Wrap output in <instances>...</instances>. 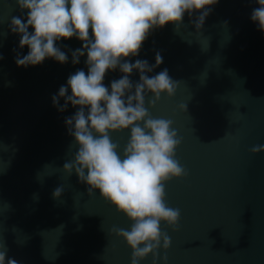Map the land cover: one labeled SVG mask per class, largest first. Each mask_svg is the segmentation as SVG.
I'll list each match as a JSON object with an SVG mask.
<instances>
[{"label": "water", "instance_id": "95a60500", "mask_svg": "<svg viewBox=\"0 0 264 264\" xmlns=\"http://www.w3.org/2000/svg\"><path fill=\"white\" fill-rule=\"evenodd\" d=\"M257 0H218L197 33L195 12L182 24L153 29L139 55L129 62H163L148 76L167 69L178 86L173 97L162 94L153 118L173 121L182 137L176 159L188 172L166 183V202L178 208V230L161 222L171 247L161 248L155 264H264V31L251 20ZM15 0H0V245L17 264H131L132 250L112 229H130L131 221L106 202L99 191L75 171H63L78 145L66 118L78 108L65 104L59 88L77 70H84L87 54L72 63L82 48L76 37L56 46L67 63L46 58L36 66L18 67L20 35L9 29L12 16H23ZM33 29L29 28V32ZM123 73L109 70V87ZM130 79L139 81V72ZM68 95H71L69 88ZM181 105L186 108L183 111ZM122 154L130 129L110 133ZM61 187L59 198L53 193ZM139 264H153L149 254Z\"/></svg>", "mask_w": 264, "mask_h": 264}, {"label": "clouds", "instance_id": "9594fccd", "mask_svg": "<svg viewBox=\"0 0 264 264\" xmlns=\"http://www.w3.org/2000/svg\"><path fill=\"white\" fill-rule=\"evenodd\" d=\"M19 10H27L23 16H12L9 29L20 35L19 47H28L27 55H18V67L36 66L46 58L63 64L68 56L56 46L62 39L76 37L82 48L72 52V63L87 54V74L77 70L53 96V104L59 98L66 110L70 103L78 108L66 118L69 134L78 145L74 157L63 165V171L71 175L75 171L79 181L88 185L92 196H100L123 213L131 221L130 229L114 227L112 233L126 241L132 250L131 264H139L149 254L153 264L157 259L167 261L165 253L172 241L167 232L161 230V222L173 231L178 230L180 209L166 202V183L188 175L184 166L176 159V149L182 143L173 128V121L153 118L145 107H155L162 94L175 95L178 81H173L164 69L148 76L162 62L157 53L155 64L146 60L129 62L128 58L139 55L150 32L169 23L182 24L185 13L191 17L199 12L195 27L197 33L203 27L211 6L218 0H15ZM260 7L253 10L251 20L258 22L264 31V0H257ZM29 28L33 31L29 32ZM0 59H3L0 56ZM123 73L106 87L103 83L109 70ZM139 72V81L130 79L133 71ZM69 88L71 95H68ZM185 105H181L184 111ZM130 129V138L122 154L119 144L113 142L110 133ZM253 154L264 152V145H255ZM63 189L58 187L54 198H59ZM6 250L0 245V264H5ZM7 264H17L7 259Z\"/></svg>", "mask_w": 264, "mask_h": 264}]
</instances>
